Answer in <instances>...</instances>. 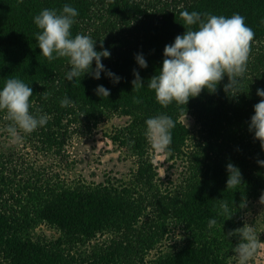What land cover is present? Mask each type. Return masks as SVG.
<instances>
[{"label":"trees","instance_id":"obj_1","mask_svg":"<svg viewBox=\"0 0 264 264\" xmlns=\"http://www.w3.org/2000/svg\"><path fill=\"white\" fill-rule=\"evenodd\" d=\"M65 4L79 13L73 37L89 35L97 51L111 53L101 62L121 78L118 83L106 72L100 79L85 74L69 82L68 58L49 61L42 55L34 17L45 8L59 12ZM184 10L225 17L238 13L255 38L235 91H225V75L216 92L205 88L187 105L174 101L164 107L147 86L162 70L165 46L190 27L180 16ZM137 54H143L147 68L139 66ZM133 69L143 82L138 90ZM10 78L28 84L31 111L49 117L33 132L47 149L62 148L73 124L92 130L117 114L128 119L109 136L130 152L135 167L127 180L108 173L87 181L38 170L26 177L0 153V264H231L236 259L233 249L240 238L227 234L248 223L249 204L264 192V166L258 163L264 161V148L249 130L254 105L262 99L257 89H264V0H0V90ZM98 85L110 96H98ZM65 96L73 106H60ZM161 114L175 121L166 160L187 162L181 180L165 186L145 135V121ZM185 115L195 120L196 132L182 120ZM4 121L10 123L0 111ZM228 163L242 174L234 189H227ZM222 199L233 213L230 219L219 215ZM212 219L217 223L209 227ZM41 225L55 235L38 234Z\"/></svg>","mask_w":264,"mask_h":264},{"label":"clouds","instance_id":"obj_2","mask_svg":"<svg viewBox=\"0 0 264 264\" xmlns=\"http://www.w3.org/2000/svg\"><path fill=\"white\" fill-rule=\"evenodd\" d=\"M78 11L65 4L61 11L56 9H43L34 17V23L41 30L36 34V41L42 50V55L49 61L57 58H68L71 70L66 73V78L72 82L74 78L91 74L93 78L100 79L101 72H106L114 83L120 81L101 62L109 58L111 53L104 49L96 50V42L91 36L85 34L72 35V27ZM181 18L190 26L183 35H178L174 43L166 45L162 70L150 78L148 88L154 90L155 98L162 106L167 107L172 102L187 105L189 100L198 97L206 88L210 93L217 90V86L227 75L229 83L225 91H235L247 72L248 61L255 38L254 30L246 24L245 17L236 13L231 17L201 14L197 11H181ZM197 26V27H191ZM103 48V42H101ZM135 59L141 68L148 64L143 54H137ZM95 61V69L92 65ZM135 79L132 81L134 90L143 86L140 74L133 69ZM98 96L109 97L110 91L103 85L95 89ZM257 95L262 99L254 105L255 114L251 117L249 130L254 131L255 138L264 148V89H257ZM33 89L18 78L7 79L0 90V111L6 113L10 122L6 127L7 133L13 140L20 139L19 131L31 134L47 124L49 117L41 114L39 110L31 111ZM47 99V94L44 95ZM135 103H141L139 98H134ZM74 102L65 96L60 101L61 107L73 106ZM146 138L156 152H164L172 143V132L175 121L168 115L161 114L146 121ZM264 166V161H258ZM229 177L227 189H234L242 183V174L233 163L227 164ZM264 204V195L260 197ZM246 206L244 201L240 207ZM219 215L230 219L233 213L228 202L221 200ZM217 223L215 219L209 221V227ZM228 237L238 236L240 242L234 247L233 252L238 264H249L254 260L261 249L255 228L245 223L243 227L230 231Z\"/></svg>","mask_w":264,"mask_h":264},{"label":"rangeland","instance_id":"obj_3","mask_svg":"<svg viewBox=\"0 0 264 264\" xmlns=\"http://www.w3.org/2000/svg\"><path fill=\"white\" fill-rule=\"evenodd\" d=\"M127 119L113 114L103 119L92 130L73 124L70 127L71 136L63 142L59 150L47 149L43 143L37 141L33 132L26 134L19 131L20 139L13 140L5 130L7 122H0V153L4 154L5 159H11V165L8 166L24 169L26 177L32 170H38L46 175L58 173L61 177L82 178L87 181H100L108 173L127 180L130 170L135 167V158L109 136L117 127L124 125ZM182 120L196 132L198 125L191 116L185 115ZM150 154L159 176L164 181L163 186L169 181L177 182L185 175L186 160L177 158L167 161L166 153L155 150ZM260 197L249 204L245 213L248 224L255 228L262 242L257 257L249 264H264V204L260 203ZM37 233L47 237L55 235L54 230L46 225L39 226ZM231 264H238L237 258Z\"/></svg>","mask_w":264,"mask_h":264}]
</instances>
